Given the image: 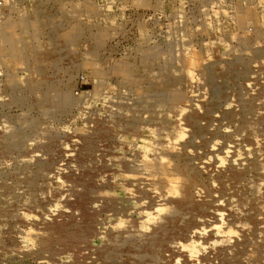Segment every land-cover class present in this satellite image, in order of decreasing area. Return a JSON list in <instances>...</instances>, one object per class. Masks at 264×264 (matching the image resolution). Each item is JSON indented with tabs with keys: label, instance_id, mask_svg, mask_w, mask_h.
I'll return each mask as SVG.
<instances>
[{
	"label": "rangeland",
	"instance_id": "1",
	"mask_svg": "<svg viewBox=\"0 0 264 264\" xmlns=\"http://www.w3.org/2000/svg\"><path fill=\"white\" fill-rule=\"evenodd\" d=\"M261 50L264 0H0V264H98V250L117 234L110 264H138L186 181L175 153L210 178L213 194L198 185L194 197L212 208L198 216L191 237L162 248L157 264H222V247L233 256L243 249L235 264H264L253 248L262 244L264 253V226L250 239L253 223H229L233 212L248 217L252 207L264 221ZM237 58L250 72L228 85L209 120H199L201 146L186 117L205 113L212 100L204 66ZM169 80L174 85L158 100ZM245 99L255 102L249 119L257 120L241 129ZM257 154L255 183L219 182L220 172ZM89 186L100 196L84 214L78 197ZM241 236L250 242L237 245Z\"/></svg>",
	"mask_w": 264,
	"mask_h": 264
},
{
	"label": "bare ground",
	"instance_id": "2",
	"mask_svg": "<svg viewBox=\"0 0 264 264\" xmlns=\"http://www.w3.org/2000/svg\"><path fill=\"white\" fill-rule=\"evenodd\" d=\"M263 3V2H262ZM220 28V27H219ZM223 40V39H221ZM174 45V44H172ZM178 47V46H177ZM173 48V47H172ZM254 49V48H253ZM260 49V48H259ZM175 50V49H174ZM263 50V49H262ZM260 51L259 54H264L263 51ZM150 51V50H149ZM179 51V50H178ZM227 51V50H226ZM249 51V50H248ZM229 52V51H228ZM241 52V51H240ZM253 52V51H252ZM258 52V51H257ZM256 52V53H257ZM151 53V52H150ZM154 53V51L152 52ZM225 53V51H224ZM255 53V52H254ZM146 54V53H145ZM155 54V53H154ZM153 54V55H154ZM223 54V52H222ZM243 54V53H241ZM252 54V53H251ZM158 55V53L156 54ZM169 55V54H168ZM171 55V54H170ZM216 55V54H215ZM234 55H237V54H234ZM233 55V56H234ZM149 56V55H147ZM175 56V55H174ZM155 57V56H154ZM168 58V56H166ZM182 57V56H181ZM215 57V56H214ZM256 57V56H255ZM259 57V56H258ZM261 57V56H260ZM262 58V57H261ZM104 59V58H103ZM174 59V57L172 58ZM182 59V58H181ZM219 59V58H218ZM221 59H222V56H221ZM234 59V58H233ZM177 60V59H176ZM225 60V59H224ZM100 61V60H99ZM141 61V60H140ZM150 61V60H149ZM158 61V60H157ZM175 62V61H174ZM206 62V61H205ZM182 63V62H181ZM133 64V63H132ZM153 64V63H152ZM171 64H172V61H171ZM170 64V65H171ZM169 66V65H168ZM167 66V67H168ZM221 63L216 60L215 62L213 63H210L208 65H205L204 66V70H203V75H204V80L206 81V83L209 85L210 87V91L212 92V95L213 97H209V98H212L211 102L208 103L209 106L208 108L206 109L205 113L203 112L202 113H190L187 115L186 119L189 121V123L192 125L193 129H194V135H193V138L195 137H201L202 138V141L201 142V146H206L207 145V141H205V137H204V133H205V129L199 125V120L201 118H205V119H208L209 120V117L211 116L213 110L215 108H217L219 106V104L221 103V100L223 98V95L225 97L226 95V89L228 88V85L232 84V83H235L237 81V78H246L247 75L249 74L250 72V67H249V63L245 60H242V59H236L235 61H230L229 63H227L225 65V67L221 68ZM106 67V65H105ZM150 68V67H149ZM179 68V67H178ZM174 69H177V68H174ZM121 70V69H120ZM168 70V69H167ZM178 70V69H177ZM149 71V70H148ZM133 71H131L132 73ZM143 72V71H142ZM168 73V72H167ZM124 74V73H123ZM124 76V75H123ZM147 76V75H146ZM174 77V76H173ZM192 77V76H191ZM250 77V76H249ZM193 78V77H192ZM191 78V79H192ZM260 79V78H259ZM152 80V79H151ZM162 80V79H161ZM160 80V81H161ZM194 80V79H192ZM246 80V79H245ZM154 81V80H153ZM175 81V80H174ZM177 81V80H176ZM180 82V81H179ZM159 83V82H158ZM175 82L172 83V81H166L165 83V87H163L162 91H157L159 92L158 95H157V99L158 100H163L164 98H166V96L169 94V91H170V88L174 85ZM260 83V82H259ZM264 83V82H263ZM180 84V83H179ZM236 84V83H235ZM258 84V83H257ZM258 86V85H257ZM238 87V86H237ZM236 87V88H237ZM256 87V86H255ZM261 87V86H260ZM156 90V89H155ZM257 91V89H255ZM258 90H259V87H258ZM156 91V92H157ZM53 92V91H52ZM240 93V92H238ZM263 93V92H262ZM261 93V94H262ZM151 94V93H150ZM152 94H155L154 92ZM151 94V95H152ZM157 94V93H156ZM255 95V93H252ZM257 94V93H256ZM258 95V94H257ZM260 95V94H259ZM262 96V95H261ZM131 97V96H130ZM255 97V96H254ZM43 98V96L41 97ZM145 98V97H144ZM174 98V97H173ZM251 98V96L249 97ZM230 99V98H229ZM250 100V99H249ZM249 100H244L242 101V113L244 114L243 115V123H241V129L243 127H248V124L250 122V120H254V118H251L249 119V114H253L255 112V109H256V104L254 101H249ZM141 104V103H140ZM144 105V104H143ZM175 105V103H174ZM264 105V104H263ZM176 107V106H175ZM169 108V107H168ZM171 108V107H170ZM169 108V109H170ZM173 108V107H172ZM174 109V108H173ZM236 109V108H235ZM259 109V108H258ZM234 111V110H232ZM259 111H261L259 109ZM168 112V111H167ZM258 112V111H257ZM214 113V112H213ZM259 113V112H258ZM240 114V113H238ZM236 114V116L238 115ZM231 115V114H230ZM228 114V116L230 118H232ZM261 115V114H259ZM160 116V115H159ZM168 116V115H167ZM258 116V114H257ZM256 116V117H257ZM254 117V116H253ZM257 120V119H255ZM254 120V121H255ZM156 121V120H155ZM253 121V122H254ZM258 121L260 123H262L264 125V117H261L258 118ZM251 124V123H250ZM257 124V123H256ZM163 125V124H162ZM172 125V124H170ZM258 125V124H257ZM256 125V126H257ZM260 125H258L257 127L259 128ZM255 129V127H254ZM240 129H238L239 131ZM256 131V130H255ZM263 131V130H262ZM181 133V132H180ZM255 133V132H254ZM257 133V132H256ZM2 134V133H1ZM258 134V133H257ZM180 135V134H179ZM253 135V134H252ZM255 135V134H254ZM2 136V135H1ZM257 136V135H256ZM3 137V136H2ZM248 137V136H247ZM13 138V137H12ZM190 139L188 145L190 146H193L194 145V142L192 141V139ZM261 138V137H260ZM264 138V137H263ZM1 139V138H0ZM14 139V138H13ZM264 139H262L263 141ZM194 141H197V140H194ZM255 141V140H254ZM258 142V141H257ZM261 142V140H260ZM249 143V141H248ZM247 143V144H248ZM253 143H256V142H253ZM246 144V143H245ZM87 146H91L90 145V142H87L86 144ZM251 145V144H250ZM91 148V147H90ZM264 148V147H263ZM1 149V148H0ZM257 150V149H256ZM255 150V151H256ZM250 151V150H249ZM254 151V152H255ZM252 152V151H251ZM253 153V152H252ZM256 153V152H255ZM262 153V152H261ZM245 154V153H244ZM173 155H176L177 157L175 158L176 160V168L177 170L181 171L185 177H186V181L185 183L181 186L180 190H181V194L178 196V197H171L170 198V210L167 211V213L162 217V221H160L156 227L154 228L153 230V234L151 237H149L145 242L144 244V254L141 253L140 255L142 256V258L140 259L139 263L138 264H144L145 263V258L146 257H150V264H157L161 257V252H162V248L164 246H166L169 242H173L177 237L180 236L181 239H188L189 237H191L190 233L192 232L191 230L195 227H199V223L198 221L201 222V220H198V216H204L207 214V212L209 211L210 207L211 206V202H205V203H201L200 201L196 200L195 197H194V189L196 186L200 185L204 191L207 192V194L209 196H211L214 192L213 190V184L210 180V178L208 176L204 177L203 174L194 166L193 164V160L190 156H188L187 154L185 155H181L179 156V153H175ZM247 156V155H246ZM256 156V155H254ZM242 159V157L240 158ZM263 159V158H262ZM248 161V164H246V166L244 165L243 168H236L235 167H228L227 169H225V171H223V168H222V171L223 172H220L217 176V179L219 180L220 183H225L226 180L225 179H228V180H231V182L235 185H239V184H242L244 186H247L249 183H252L254 182L255 183V176H258V172H259V169H260V158H258V154L256 157L252 158V159H247ZM167 162V161H166ZM197 162V161H196ZM240 162V161H239ZM46 164V162H45ZM240 164V163H239ZM152 165V164H151ZM160 165V164H159ZM223 165V164H222ZM230 166V165H228ZM47 167V166H46ZM156 167V166H155ZM45 168V167H44ZM105 168V167H104ZM160 169V168H159ZM163 169V168H162ZM161 170V169H160ZM159 170V171H160ZM162 171V170H161ZM164 171V170H163ZM167 172V171H166ZM30 173V172H29ZM96 173V172H95ZM155 173V172H154ZM157 173V171H156ZM174 174V173H173ZM30 175V174H29ZM159 175V174H158ZM206 175V174H205ZM261 175V174H260ZM163 175H161L162 177ZM165 176V175H164ZM172 176V175H171ZM85 177V176H83ZM88 177V176H86ZM166 177V176H165ZM156 178V177H155ZM164 178V177H163ZM167 178V177H166ZM176 178V177H175ZM260 178V177H259ZM91 179V178H90ZM171 179V178H170ZM174 179V177L172 178ZM25 180V179H24ZM92 180V179H91ZM166 180V179H165ZM175 180V179H174ZM225 180V181H224ZM227 180V181H228ZM182 181V179H181ZM260 182V181H259ZM155 183V182H154ZM229 183V182H228ZM157 185V183H156ZM178 185V184H177ZM257 185V184H256ZM41 186V185H39ZM97 186V185H96ZM105 186V185H104ZM107 186V185H106ZM105 186V187H106ZM180 186V185H179ZM229 186V184H228ZM154 187H156L154 185ZM238 187V186H237ZM241 187V186H240ZM243 187V186H242ZM241 187V188H242ZM262 187V186H261ZM41 188V187H39ZM104 188V187H103ZM108 188V187H107ZM147 188V187H146ZM223 188V187H222ZM239 188V187H238ZM244 188V187H243ZM249 188V187H248ZM142 189V188H141ZM157 189L160 191L161 195L163 194L162 191H163V186L162 184L157 187ZM263 189V188H262ZM254 190V189H253ZM23 191V189H22ZM142 191V190H141ZM173 191V190H172ZM172 191L170 193H172ZM179 192V189L176 190ZM175 191V192H176ZM224 192V190H222ZM233 191V190H232ZM235 191V189H234ZM241 191V190H240ZM42 192V191H41ZM40 192V193H41ZM242 192V191H241ZM248 192V191H246ZM97 193H99V189L98 188H95V187H92V186H89V188H86L83 190V192L79 195L78 197V204L81 206L84 214L88 213V209H89V204L90 202H93L94 199L96 196H100L98 195ZM142 193H144L142 191ZM156 193V192H155ZM180 193V192H179ZM228 193V192H227ZM229 193H233V192H229ZM244 194L245 191H243ZM253 193V192H252ZM256 193V192H255ZM259 193V192H257ZM28 194V192H27ZM26 194V195H27ZM34 194V193H33ZM44 194V193H43ZM97 194V195H96ZM178 194V193H177ZM225 194V193H224ZM238 194H240V192L238 191ZM254 194V193H253ZM6 195V194H5ZM236 195V194H235ZM259 195V194H257ZM261 195V194H260ZM11 197V195H10ZM104 197V196H103ZM240 197V196H239ZM256 197V196H255ZM30 198V197H29ZM114 198V197H113ZM229 198V197H228ZM248 198V197H247ZM254 198V197H253ZM262 198V197H261ZM11 199V198H10ZM9 199V200H10ZM98 198H96L97 200ZM163 199V198H162ZM166 199V198H165ZM164 199V200H165ZM95 200V201H96ZM107 200V199H106ZM228 200V199H227ZM250 200V199H249ZM259 200V199H258ZM102 201H104L102 199ZM108 201V200H107ZM106 202H102L103 203H107ZM98 202V201H97ZM253 202V201H252ZM44 203V202H43ZM115 203H118L117 201L111 199L110 201H108V206L109 207H115V208H118L119 209H122V210H127L128 206H125V204H121L119 205L118 203V207L116 206L117 204ZM243 203V202H242ZM245 203V201H244ZM254 203H256L254 201ZM38 205V204H37ZM40 205V204H39ZM239 205V204H238ZM242 205V204H240ZM244 205V204H243ZM247 205V204H246ZM167 206V205H166ZM169 206V205H168ZM250 206V204H249ZM6 207V206H5ZM257 207V206H256ZM8 208V207H7ZM102 208V207H101ZM167 208V207H166ZM11 209V208H10ZM248 209V208H247ZM259 209V208H258ZM261 209V208H260ZM259 209V210H260ZM12 210V209H11ZM250 210V208H249ZM254 210L255 208L252 207V212L251 214L246 217V213H242L243 211L242 210H237V212H233L232 214V217L233 219L230 220L229 223L231 222H236V221H244L245 219L248 221V222H251L254 224V227L252 228V231L250 233V236L249 238H253L257 233H258V230H261L260 227L264 226V221H259L257 218V215L258 214H255L254 213ZM212 211V210H211ZM263 211V210H261ZM247 212V211H246ZM264 212V211H263ZM221 213V212H220ZM245 215V216H244ZM157 216V215H156ZM210 216V215H209ZM264 216V215H262ZM148 217V216H147ZM216 217V216H215ZM257 217V218H256ZM150 218V217H149ZM157 218V217H155ZM262 218V217H261ZM151 219V218H150ZM245 220V221H246ZM264 220V219H263ZM206 221V220H205ZM205 221H202V222H205ZM246 221V222H247ZM150 222V221H149ZM206 222H209V221H206ZM202 224V223H201ZM206 224V223H205ZM250 224V223H249ZM213 226V225H212ZM240 226V225H239ZM238 226V227H239ZM248 226V225H247ZM246 226V227H247ZM252 226V225H251ZM250 227V226H249ZM120 228V227H119ZM223 228V227H222ZM226 228V227H225ZM62 229V228H61ZM219 231H220V228H218ZM80 230V229H79ZM247 230V229H246ZM249 230V229H248ZM67 231V229H66ZM145 231V230H144ZM223 231V230H222ZM117 233V232H116ZM201 233V232H200ZM223 233V232H221ZM264 233V232H263ZM262 233V234H263ZM126 234V233H124ZM242 234V233H241ZM130 235V234H129ZM224 235V234H223ZM264 235V234H263ZM30 236V235H29ZM63 239H65V234H62L61 235ZM120 234H117L115 236H113L111 239H108L109 242H107V244H105L100 250H98V254H99V263L98 264H110V262L112 263L113 260H114V256H116L118 254V251H115L116 248H114L112 245L113 243L116 241V240H119L120 238ZM247 236V235H246ZM246 236H241L242 239L239 241V242H236V244H241L243 241H245V243H249L250 241L248 240V238ZM261 236V235H260ZM259 236V237H260ZM54 237V236H53ZM128 237V236H127ZM31 238V237H30ZM57 237H55L56 239ZM129 238V237H128ZM138 238V237H137ZM140 238V237H139ZM133 240V238H131ZM261 239V238H260ZM257 240V239H256ZM263 240V239H261ZM260 240V241H261ZM64 241V240H63ZM177 241V240H176ZM253 243V241H252ZM125 244V243H124ZM170 244V243H169ZM235 244V243H234ZM245 244V245H246ZM172 245V244H171ZM135 246V245H134ZM249 246V245H248ZM251 246V244H250ZM253 248H254V252L257 253V259H259L261 257V254H264L263 253V249H262V244H258L257 242H254L253 243ZM234 247V246H233ZM75 248V247H74ZM138 248V247H137ZM252 248V246H251ZM124 249V248H123ZM262 249V250H261ZM242 250L241 248H237L236 250L234 249L235 251V254L234 256L232 255H229L228 254V247H222V249H220L219 253L217 254L216 258H218L220 260V262L222 264H235L236 262V258H238L239 255H241L242 253ZM251 250V249H249ZM248 250V251H249ZM253 250V249H252ZM231 251V250H230ZM260 251H261V254H260ZM142 252V251H140ZM253 252V251H252ZM128 253V252H127ZM132 253V252H131ZM135 253V252H134ZM133 253V254H134ZM214 253V252H213ZM122 254V253H121ZM188 254V253H187ZM247 254H250V253H247ZM189 255V254H188ZM255 255V254H254ZM137 256V255H136ZM139 256V255H138ZM247 256V255H246ZM250 257V256H249ZM82 258V257H81ZM244 258V257H243ZM253 258V257H252ZM256 258V257H255ZM83 259H85L83 257ZM242 259V258H241ZM262 259V258H261ZM133 260V259H132ZM161 260V259H160ZM209 261V259H207ZM196 261V260H195ZM248 261V260H247ZM263 261V260H262ZM84 262V261H83ZM135 262V261H134ZM257 263V261H255ZM114 263V262H113ZM77 264H81L79 261L77 262ZM89 264V263H88ZM95 264V263H94ZM97 264V263H96ZM130 264H133L130 263ZM241 264V262H240ZM259 264V263H258Z\"/></svg>",
	"mask_w": 264,
	"mask_h": 264
}]
</instances>
